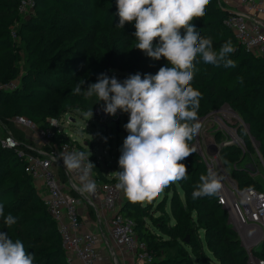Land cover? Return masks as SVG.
Wrapping results in <instances>:
<instances>
[{
    "label": "trees",
    "instance_id": "trees-1",
    "mask_svg": "<svg viewBox=\"0 0 264 264\" xmlns=\"http://www.w3.org/2000/svg\"><path fill=\"white\" fill-rule=\"evenodd\" d=\"M21 1L0 0V63L15 62L0 83L20 80L16 89L0 92V124L6 135L11 134L20 143L17 148L0 143V203L4 205V217L11 214L17 220L8 227L4 217H0V232L8 233L14 242L20 240L34 255L33 264H70L57 222L34 178L25 169V157L20 155V151L34 153L35 145L12 118L35 120L37 108L51 97H57V110L52 115L59 118L87 105L86 89L101 74L112 78L114 71L122 77L139 73L143 78L170 65L164 58L153 60L134 48L135 24L126 22L123 28L117 27L116 0H34L33 12L24 16L16 32L23 42L29 40L32 31L38 33L27 45L21 70L18 41L4 19L22 15ZM229 13L220 0H210L205 15L192 21L202 37L212 40L215 51L230 40L235 51L229 58L236 62L234 68L223 64L216 67L197 58L192 86L202 94L198 116L204 118L224 105L229 106L241 120L236 128L245 146L252 149L255 141L264 161V57L252 54L236 39L225 24ZM70 23L76 28L67 32ZM63 29L64 41H59L64 35L51 38ZM81 47L82 60L78 55ZM80 80L84 81L82 91L73 95ZM37 124L42 128L49 126L43 120ZM53 134L52 145L69 140L64 133L55 130ZM193 144L194 139L191 148ZM221 154L237 161L242 150L233 144L225 145ZM182 163L187 166V180L170 184L151 200L132 203L127 199L119 209L120 214L134 221L139 240L153 256L151 264H249V253L230 224V215L220 204L219 193L193 198L199 177L207 173V164L195 151ZM94 166L95 176L108 181L101 167L96 163ZM238 168L242 167L233 169L231 176L239 190L264 189L247 170ZM58 170L66 182L65 170L61 167ZM71 193L78 196L73 190ZM253 252L264 260V240Z\"/></svg>",
    "mask_w": 264,
    "mask_h": 264
},
{
    "label": "clouds",
    "instance_id": "clouds-1",
    "mask_svg": "<svg viewBox=\"0 0 264 264\" xmlns=\"http://www.w3.org/2000/svg\"><path fill=\"white\" fill-rule=\"evenodd\" d=\"M209 2L116 0L117 27L123 28L126 22L135 24L134 48L153 60L164 58L170 65L161 67L155 75H130L122 83L101 74L86 89L88 97L95 95L104 102L106 114L115 116L118 110L129 114L124 125L128 135L118 160L120 170L112 174L118 181L116 188L132 203L151 200L170 184L188 179L187 166L182 161L193 154L190 142L202 127L198 116L202 94L192 86L197 58L216 67H236V62L229 58L235 51L231 41H226L217 52L212 40L202 37L192 23L194 18L205 15ZM83 83H77L73 95L81 93ZM84 115L91 119L93 112ZM90 155L83 151H62L59 155L65 169L77 174L81 194H94L97 189L91 179L95 166ZM220 189L217 173L209 168L199 177L193 198L212 196ZM4 211L0 203V217H4ZM4 223L11 227L17 220L8 214ZM33 262L34 255L20 240L14 242L8 233L0 232V264Z\"/></svg>",
    "mask_w": 264,
    "mask_h": 264
},
{
    "label": "built area",
    "instance_id": "built-area-1",
    "mask_svg": "<svg viewBox=\"0 0 264 264\" xmlns=\"http://www.w3.org/2000/svg\"><path fill=\"white\" fill-rule=\"evenodd\" d=\"M238 5L247 9L246 12L229 11V16L225 21L226 26L234 33L236 39L244 45L246 50L254 55L264 57V22L257 19L264 14V0H236ZM34 10V0H22L19 6V13L28 16ZM256 19V20H255ZM254 20V21H253ZM14 39L18 40L15 31L12 32ZM116 79L119 73L113 72ZM128 77H125L127 79ZM17 80L0 83L1 91H11L17 88ZM105 105L96 108L94 114L102 123L120 122L123 112L119 111L115 116L104 112ZM68 116V114L66 115ZM129 118V117H128ZM12 121L16 126L25 132H36L39 143L33 148L34 153L26 154L20 151V155L25 157L26 171L32 175L38 190H44L43 197L46 207L55 219L60 231L66 259L70 264L77 260L80 264H99L98 252L94 235L90 231L83 229L81 202L85 195L91 199L86 201L87 205L94 206L95 199H100L106 222L110 228V234L114 241L134 252L138 258L151 264L153 256L146 249L145 243L141 242L134 230L135 223L131 218L119 213L121 191L116 188L118 182L114 176L105 175L108 181H102L95 176L91 170V179L97 185L94 194H81L78 188L81 186L77 174L69 173L63 166L60 153H72L77 151L76 146L69 136L68 141L51 144L54 138L50 127L37 129L32 120L22 116H15ZM67 123L72 122L71 117H67ZM58 121L53 119L51 126L58 125ZM34 132V133H35ZM0 143L9 148H17L20 143L11 135H6L4 127L0 124ZM104 153H106L104 151ZM95 155L89 156L90 162L100 166ZM86 163V162H85ZM58 167L65 170L68 180L64 182L60 176ZM234 198L229 199L222 191L219 193L220 204L228 211L230 220L237 227L258 226L261 229V242L264 240V189L258 190L248 187L239 190L237 186L231 187ZM74 191L78 196L71 193ZM252 257V255H250ZM249 256V264H264V260H254Z\"/></svg>",
    "mask_w": 264,
    "mask_h": 264
},
{
    "label": "rangeland",
    "instance_id": "rangeland-1",
    "mask_svg": "<svg viewBox=\"0 0 264 264\" xmlns=\"http://www.w3.org/2000/svg\"><path fill=\"white\" fill-rule=\"evenodd\" d=\"M24 16L25 15H15L13 17L3 18L11 25V29L17 32L23 18H25ZM66 27L67 32L76 28L74 23H70ZM37 34V32L32 31L27 42H23L21 38H17L19 46L18 65L20 66L21 70H23L25 62L27 45H30V43L37 37ZM61 35H64L63 38L59 40L62 42L66 39L64 29L51 35V38L56 39ZM56 47L57 45L54 46V49ZM83 50L84 48L81 47L78 53L81 60ZM14 64L15 62H8L5 64L0 63V79L4 78V73H6L8 69ZM118 78L119 79L117 80L121 83L125 80V77H122L121 74ZM17 83L20 84L19 79H17ZM103 104L104 102L99 101L96 96H91L88 97V103L86 106H78L75 110L71 111L68 116L62 114L59 116V118H57L52 115V113H55L57 110V97H51L48 102L37 108L38 117L33 120V123L36 125L37 129H41V125L37 124V122L43 120L44 122L49 123L48 127H50L52 131L56 130L66 134L67 136L69 135L72 138L77 151H83L89 155L91 153V156L95 155L97 158L101 157L99 164L103 172L114 176L112 173L120 170L118 160L121 155L123 141L128 135L124 125H126L129 120V114L123 112L124 115L122 116L119 123H102L101 120L95 116L94 112L96 108L102 106ZM91 110L93 112V116L90 119V117H86L84 113ZM118 112L119 110L117 113ZM40 114L46 116L42 117ZM67 117L72 118L71 123L66 122ZM53 119L59 122L58 125L51 126ZM199 122L201 123L202 127L199 131V134L194 138L193 149L198 155L202 157L204 162L207 164L208 169L211 168L217 173L220 179L221 188L223 185H225L230 190H232L233 188L231 187L237 186V183L231 176V172L237 167H245L248 164H251L255 170L254 172L249 170L247 171L264 187V161L261 154L259 153L258 145L255 141H253V148L248 149L240 138L237 132L236 124L239 122L241 123V120L237 114L232 111L229 106L224 105L222 108L215 110L208 116L199 118ZM34 132L32 133L27 131L25 133L28 138L32 139L34 145H38V136L36 132ZM232 144L238 146L242 150V156L240 160L232 161L222 156L221 149L225 145ZM104 151L106 153H104ZM39 193L43 196L45 195L44 190H39ZM120 198L122 203L127 200L123 191H121ZM231 223L234 225L233 220ZM233 227L238 233L244 248L249 253V256L252 255V257L250 256L251 259L254 260L257 258V260H261V258L256 257L253 252L254 249H257L261 244V229L258 226L255 227L256 229H254V227ZM252 233H254L256 237L249 240L247 235Z\"/></svg>",
    "mask_w": 264,
    "mask_h": 264
},
{
    "label": "crops",
    "instance_id": "crops-1",
    "mask_svg": "<svg viewBox=\"0 0 264 264\" xmlns=\"http://www.w3.org/2000/svg\"><path fill=\"white\" fill-rule=\"evenodd\" d=\"M222 5L228 11H241L246 12L247 9L243 6L238 5L236 0H220ZM260 21L264 22V14L257 17ZM256 20V19H255ZM254 21V20H253ZM264 188V187H263ZM229 199H233L234 196L231 190L225 185L220 189ZM91 199L89 195H85L81 202L82 206V220H83V229L85 231H90L95 237V245L98 252V263L99 264H147L146 261L137 257V255L127 250L126 248L118 245L110 234V228L106 222L104 211L102 209L100 199H95L94 206L86 204V201ZM122 201H119V205L122 206ZM94 212V215H91L90 211ZM230 224L231 223L230 220ZM235 226V225H233ZM237 227V226H235ZM255 227L257 226H247ZM240 228V227H239ZM251 235V236H250ZM249 240L255 238V234L247 235ZM74 264H80L77 260L74 261Z\"/></svg>",
    "mask_w": 264,
    "mask_h": 264
},
{
    "label": "water",
    "instance_id": "water-1",
    "mask_svg": "<svg viewBox=\"0 0 264 264\" xmlns=\"http://www.w3.org/2000/svg\"><path fill=\"white\" fill-rule=\"evenodd\" d=\"M118 123V122H117ZM238 169H245V170H249L251 172H254V167L251 164L246 165L245 167L242 168H238Z\"/></svg>",
    "mask_w": 264,
    "mask_h": 264
}]
</instances>
